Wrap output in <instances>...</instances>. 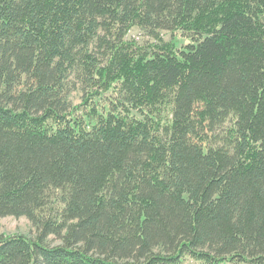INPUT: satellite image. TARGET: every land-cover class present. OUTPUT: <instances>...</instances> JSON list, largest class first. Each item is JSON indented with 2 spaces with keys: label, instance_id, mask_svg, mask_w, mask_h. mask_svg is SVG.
Wrapping results in <instances>:
<instances>
[{
  "label": "trees",
  "instance_id": "obj_1",
  "mask_svg": "<svg viewBox=\"0 0 264 264\" xmlns=\"http://www.w3.org/2000/svg\"><path fill=\"white\" fill-rule=\"evenodd\" d=\"M7 216L0 264H264V0H0Z\"/></svg>",
  "mask_w": 264,
  "mask_h": 264
},
{
  "label": "rangeland",
  "instance_id": "obj_2",
  "mask_svg": "<svg viewBox=\"0 0 264 264\" xmlns=\"http://www.w3.org/2000/svg\"><path fill=\"white\" fill-rule=\"evenodd\" d=\"M100 34L103 35L104 31H100ZM127 38L135 41L142 48H148L153 44H164L170 41H174L177 46L181 47L183 44L190 42V36L183 34V32L179 30L177 32L167 30L152 32L138 26L133 27L129 31ZM91 50L94 52L102 50V47L99 46L97 40L93 42ZM70 87L72 88L70 93L71 101L74 104L80 103L83 91L76 75L71 77ZM213 115L214 116H211V119L208 121V124L205 122V125L203 126V135L205 136L207 146L213 145L216 142V137L222 134L226 125L225 121H217L216 113H213ZM0 234H23L29 238L35 239L37 236V229L26 216H7L0 218ZM50 243L54 245L58 244L59 241L56 238L51 237Z\"/></svg>",
  "mask_w": 264,
  "mask_h": 264
}]
</instances>
